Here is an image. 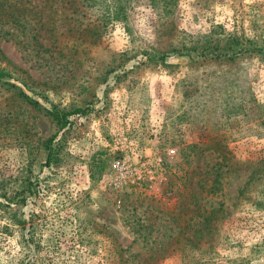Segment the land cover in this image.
Returning a JSON list of instances; mask_svg holds the SVG:
<instances>
[{"label":"rangeland","instance_id":"rangeland-1","mask_svg":"<svg viewBox=\"0 0 264 264\" xmlns=\"http://www.w3.org/2000/svg\"><path fill=\"white\" fill-rule=\"evenodd\" d=\"M27 2L0 66L85 113L0 86V264H264V0Z\"/></svg>","mask_w":264,"mask_h":264},{"label":"trees","instance_id":"trees-1","mask_svg":"<svg viewBox=\"0 0 264 264\" xmlns=\"http://www.w3.org/2000/svg\"><path fill=\"white\" fill-rule=\"evenodd\" d=\"M25 1H29V0H0V22L5 21V22H11V23H15V25L17 26H21L24 24V22H36L41 18V11L37 10V7L33 6H29L28 2L26 4H24L23 6L19 7L18 4H23ZM51 2V4H55L56 2L58 3L57 7L53 9V13H59V18L64 17L65 19L67 17H69V19L72 18V16L70 14H73V19L75 21H79V17L82 15H84V7L85 4L87 3L86 0H48ZM90 2H93L94 0H89ZM103 2L105 0H102ZM110 1V0H109ZM113 2H104L105 3V7H106V11L104 13L111 15H117V8H116V2L119 0H112ZM109 4V5H106ZM92 6V3L90 4ZM70 8H72V10H70ZM5 16V20H2L1 17ZM117 17V16H116ZM113 18V17H112ZM36 20V21H35ZM193 50H195V48H193ZM209 54H212L214 58L216 57H220L222 56H232L234 54H228L227 51L225 52H219L218 54H213L214 51H210L208 50ZM202 55H206L203 54V52L201 53ZM15 67H9L8 65L6 66H0V86H10L13 88H16V92H14L13 94L17 97V98H22L24 100H26V102L33 106V107H37V109H42L45 110L46 114H49L52 118L53 121L57 122L58 124H60L61 127H64L68 120V116L72 115V114H78V113H85V109L84 108H74L72 110L69 111H63L61 109L56 108L55 106H53L52 108L48 109L42 105L39 104L38 101L30 98L29 96H27L24 92H22V90H20V88L17 87V85L14 82H11L9 79H14V80H20L21 77L19 75H17V71H19V69H15ZM12 70V71H10ZM53 138H47L45 140V149L47 150V155H46V159H45V165H49L53 160H54V151H53ZM21 200L18 201H24V196H22L21 198H18ZM206 203L209 204L206 207ZM202 207V210L205 211L206 208L210 207L212 205V203H209L208 201L204 202ZM214 208H212V210L210 212H214ZM209 215L204 216L203 218V225L204 224H209Z\"/></svg>","mask_w":264,"mask_h":264}]
</instances>
